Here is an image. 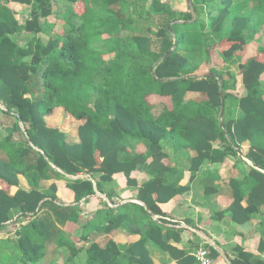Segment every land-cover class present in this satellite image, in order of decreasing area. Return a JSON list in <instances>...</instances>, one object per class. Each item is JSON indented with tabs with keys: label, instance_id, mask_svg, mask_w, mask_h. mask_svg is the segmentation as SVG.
I'll list each match as a JSON object with an SVG mask.
<instances>
[{
	"label": "trees",
	"instance_id": "1",
	"mask_svg": "<svg viewBox=\"0 0 264 264\" xmlns=\"http://www.w3.org/2000/svg\"><path fill=\"white\" fill-rule=\"evenodd\" d=\"M66 1L70 6L60 17L51 0H0V102L7 113L14 112L25 136L24 143L0 140V231L19 223L14 238L0 246V264H59L56 256L64 246L62 264H152L144 246L148 239L178 259L183 253L161 239V226L151 218H161L160 205L184 190L166 178L171 172L162 146L166 140L173 150H193L191 173L239 151L253 165L248 171L252 185L242 207L243 196L231 181L232 220L248 221L264 205V44L244 39L250 20L232 14L234 0H191L185 11L150 0L146 15L164 18L155 30L160 38L156 50L144 37L125 40L119 35V25L125 28L127 22L116 18V6L130 0ZM251 1L258 11L252 28L258 32L264 26V0ZM12 2L30 9L33 18L24 26L15 19ZM210 4H215V14H205L206 25L203 8ZM49 17L55 21L47 22ZM23 30L48 38L23 47L12 39ZM97 34L113 40L107 51L93 45L99 44L93 40ZM171 34L177 43L170 52ZM232 58L238 59L236 71L225 73ZM191 92L202 98L189 99ZM232 102L242 113L237 120L226 118ZM157 103L163 109L156 115ZM217 140L223 149L215 153L211 143ZM144 164L155 176L138 187L137 199L144 206L125 204L114 213L101 202L93 211L95 221H107L105 232L123 228L140 239L128 245L108 240L100 246L88 244L84 232L83 244L75 245L63 229L88 227L79 201L85 208L92 201L91 179H68L71 205L59 203L54 183L47 191L40 183L83 171L100 173L101 181L110 183L122 172L136 186L130 173ZM236 250L238 260L251 264L248 254Z\"/></svg>",
	"mask_w": 264,
	"mask_h": 264
},
{
	"label": "crops",
	"instance_id": "2",
	"mask_svg": "<svg viewBox=\"0 0 264 264\" xmlns=\"http://www.w3.org/2000/svg\"><path fill=\"white\" fill-rule=\"evenodd\" d=\"M161 2L168 3L172 10L174 6H180L182 10L188 6L186 0H161ZM254 3L256 4V2ZM233 5H235V2H233ZM234 8L240 10L239 13H236V16L247 17L248 7L242 8V4L239 3ZM243 10H245L244 13ZM254 23L255 21L250 23L248 25L249 29L243 31L244 39L250 42L249 44L259 45L261 42L264 44V26H261L256 32L252 28ZM232 61L236 64H230ZM237 64L238 59L233 58L226 63V67L235 72ZM262 84L261 87L264 89V82ZM188 97L189 99L193 98V100L202 98L197 92L189 93ZM162 109L163 104L157 103L154 107L155 114H159ZM241 117L242 113L238 105L235 102L230 103L226 118L237 120ZM255 142L260 144L261 139L256 138ZM162 146L163 151L168 156V167L171 169V172L166 174V178L169 181L176 182L177 186L183 187L184 190L168 202L160 205L164 213L161 218L155 215H151V218L161 226V239L171 246L176 253L183 254L175 259L148 239L144 242V246L149 253L152 264H180V262L199 264L195 261L194 254L200 248L208 250L209 256L215 264H244L242 260H238L237 247L248 254V260L251 264H264V205L260 206L257 212L253 213L246 222L235 223L232 220L231 204L234 199V190L231 181L234 182L239 190L238 192L243 196L241 206L245 207L247 193L252 185L248 171L253 165L237 152L236 157L228 156L221 163L205 162L197 171L191 173L193 150H173L167 140L162 142ZM211 146L215 153L223 149L222 143L218 140L212 142ZM150 160L149 158L147 163ZM100 175V173L83 171L74 177L65 175L63 178L53 181L45 180L40 185L44 190L46 182L49 183L48 186L54 183L59 203L71 205L74 203L73 192L66 187L68 179H91L95 189L92 201L86 208L83 205V200L79 201L80 215L86 219L88 227L86 230H83L81 226L63 229L64 234L72 239L73 243H76L75 245L83 244L79 239L84 232H86L88 244L95 242L100 246H104L108 240H114L118 244L124 242L127 245L136 243L140 239L138 233L128 234L123 231V228L105 232L103 228L106 227L107 221H95L93 211L99 207L98 205L101 202L111 208L114 213L119 206L125 204L130 207L134 203L144 206L137 199L138 187L152 180L155 176L148 169V165L145 164L138 165L130 173V179L135 181L136 186H130L122 172L115 173L110 183L101 181ZM19 178L20 184L26 186L25 180L22 177ZM96 183L99 184L102 191L95 188ZM60 250H64L65 254L67 247L64 246ZM189 258L192 259L190 262ZM60 260L62 263V259Z\"/></svg>",
	"mask_w": 264,
	"mask_h": 264
},
{
	"label": "rangeland",
	"instance_id": "3",
	"mask_svg": "<svg viewBox=\"0 0 264 264\" xmlns=\"http://www.w3.org/2000/svg\"><path fill=\"white\" fill-rule=\"evenodd\" d=\"M161 2V0H160ZM235 5H238L239 3L242 4V8L248 7L247 17L250 20V23L256 21L258 11L256 4L251 0H234ZM150 3V0H130L128 2L123 3L122 5L116 6V8L119 9L118 13L116 14V18L122 22H127V26L125 28H122V25H119V35L123 37L125 40L127 39H138L145 38L147 40V43L150 45V49L156 50L158 48V43L160 41L159 37H156L155 30L162 26L163 23V16L159 15H146V10L148 8V5ZM191 3V0H190ZM232 6L231 11L232 14L239 13L240 10L238 8H234ZM70 6V4L66 0H51V7L54 13L58 14L60 17H62L65 12L67 11V8ZM10 7L14 9V17L18 21V23L21 26H24L26 21L28 19H32L33 16L30 15V9L29 10H23L21 9V6L19 3L12 2ZM186 7V6H185ZM180 6H174V11H184L181 9ZM204 9V17H202L201 20H205L206 23H208V20L206 16L212 14H215V4H210V6ZM235 10V11H234ZM245 10H243L244 13ZM208 13V15L205 16V14ZM56 17H49L47 22L51 23L55 21ZM229 21V20H228ZM227 21V22H228ZM44 30H46V25L44 23H41ZM94 28L103 29L101 26H94ZM56 31V29L54 30ZM35 38H40L42 41H46L48 36L46 33H38V34H32L27 31H21L19 34L12 37V39L20 46L23 47H31L33 41ZM93 40H96L95 42H98L99 44L96 45L93 43V45L100 49L107 51L109 49V46L113 44L112 39H104L102 36H99L98 34L95 35ZM110 43V45H109ZM139 43V42H138ZM195 54L194 58H198L199 55L197 52H194ZM113 54H111V57ZM233 59V58H232ZM237 60V58H234ZM230 62V61H229ZM230 64L235 65L236 62H231ZM227 67L226 72H233L232 69ZM229 70V71H228ZM226 77V74L224 75ZM7 108L4 104L0 102V140L1 139H9L10 142L13 143H24L25 136H24V128L23 126L17 121L16 115L13 111L6 112ZM54 180V179H53ZM49 183L46 182V186L44 190L49 189ZM13 219H16V213H13ZM24 223V219H20V223ZM18 224H8L2 231H0V246L4 243L5 239H10V237L14 238V229L17 227ZM64 250H60V253L56 256L59 264L61 263V260L63 258V252Z\"/></svg>",
	"mask_w": 264,
	"mask_h": 264
},
{
	"label": "built area",
	"instance_id": "4",
	"mask_svg": "<svg viewBox=\"0 0 264 264\" xmlns=\"http://www.w3.org/2000/svg\"><path fill=\"white\" fill-rule=\"evenodd\" d=\"M194 258H195V261L198 262L199 264H215L213 260L210 258L209 252L206 248H200L194 254Z\"/></svg>",
	"mask_w": 264,
	"mask_h": 264
},
{
	"label": "water",
	"instance_id": "5",
	"mask_svg": "<svg viewBox=\"0 0 264 264\" xmlns=\"http://www.w3.org/2000/svg\"><path fill=\"white\" fill-rule=\"evenodd\" d=\"M186 2H187V4H188V6L189 7H191V3H190V0H186ZM168 29H170V27L168 26L167 27ZM171 37H172V47H171V49H170V52L171 51H173L174 50V48H175V46H176V39H175V36L173 35V34H171ZM168 54V53H167ZM166 56V55H165ZM217 81H218V83H220V81H221V78L220 77H217ZM220 94H222L221 92H220ZM220 117H222V101H221V110H220ZM222 124V123H221ZM238 152V154L239 155H241V153L239 152V151H237Z\"/></svg>",
	"mask_w": 264,
	"mask_h": 264
}]
</instances>
